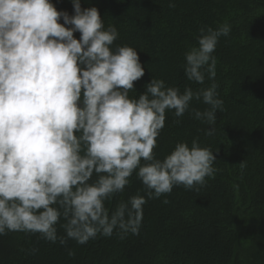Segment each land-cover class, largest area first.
I'll return each instance as SVG.
<instances>
[{
    "label": "clouds",
    "instance_id": "1",
    "mask_svg": "<svg viewBox=\"0 0 264 264\" xmlns=\"http://www.w3.org/2000/svg\"><path fill=\"white\" fill-rule=\"evenodd\" d=\"M71 4L69 15L51 0H0V236L39 233L63 244L61 218L66 238L80 245L114 231L138 235L143 196L112 211L105 206L133 173L148 198L175 186H203L215 173L216 156L195 140L177 143L162 160L153 150L169 111L176 117L191 111L213 135L224 103L218 85L181 92L153 77L130 97L134 81L145 75L137 51L113 49L117 28H105L96 7ZM230 30L227 23L199 29L196 46L184 54L189 82L215 80L213 53ZM193 100L208 107L190 109Z\"/></svg>",
    "mask_w": 264,
    "mask_h": 264
},
{
    "label": "trees",
    "instance_id": "2",
    "mask_svg": "<svg viewBox=\"0 0 264 264\" xmlns=\"http://www.w3.org/2000/svg\"><path fill=\"white\" fill-rule=\"evenodd\" d=\"M51 2L74 14L71 0ZM81 7H96L105 28H117L113 49L137 51L145 75L134 81L130 97L142 94L153 77L181 92L186 86L196 91L218 85L224 103L213 135H206L211 126L191 111L182 117L169 111L153 150L162 160L177 143L191 146L195 140L216 156L215 173L203 186H175L159 198H148L133 173L124 191L105 206L112 211L132 196H143L138 235L114 231L80 245L66 238L61 218L58 236L65 243L49 242L39 233L8 232L0 236V264H264V0H81ZM224 23L231 30L213 53L215 80L189 82L185 52L196 46L199 29ZM80 35L74 33L76 39ZM207 107L196 100L190 105L200 111Z\"/></svg>",
    "mask_w": 264,
    "mask_h": 264
},
{
    "label": "rangeland",
    "instance_id": "3",
    "mask_svg": "<svg viewBox=\"0 0 264 264\" xmlns=\"http://www.w3.org/2000/svg\"><path fill=\"white\" fill-rule=\"evenodd\" d=\"M249 242H250L249 239H247L244 241V244H248Z\"/></svg>",
    "mask_w": 264,
    "mask_h": 264
}]
</instances>
